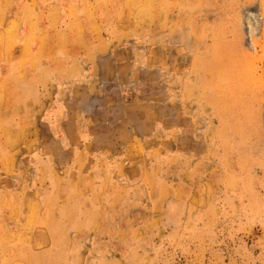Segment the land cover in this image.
Returning a JSON list of instances; mask_svg holds the SVG:
<instances>
[{"label":"rangeland","instance_id":"rangeland-1","mask_svg":"<svg viewBox=\"0 0 264 264\" xmlns=\"http://www.w3.org/2000/svg\"><path fill=\"white\" fill-rule=\"evenodd\" d=\"M0 264H264V0H0Z\"/></svg>","mask_w":264,"mask_h":264},{"label":"bare ground","instance_id":"bare-ground-1","mask_svg":"<svg viewBox=\"0 0 264 264\" xmlns=\"http://www.w3.org/2000/svg\"><path fill=\"white\" fill-rule=\"evenodd\" d=\"M78 14H79V13H78ZM13 20H14V19H13ZM11 25H12V24H11ZM9 27H12V26H9ZM7 29H8V28H7ZM92 29H93V28H92ZM7 31H8V30H7ZM7 31H6V32H7ZM12 36H13V35H12ZM24 45H25V44H24ZM7 66H8V65H7ZM4 92H5V91H4ZM18 94H19V93H18ZM3 144H4V143H3ZM8 163H9V162H8ZM22 202H23V201H22Z\"/></svg>","mask_w":264,"mask_h":264}]
</instances>
